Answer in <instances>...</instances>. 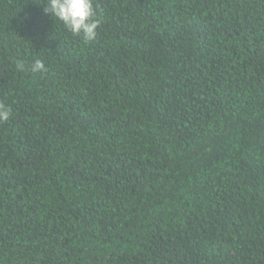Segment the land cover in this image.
I'll return each instance as SVG.
<instances>
[{"label": "trees", "instance_id": "trees-1", "mask_svg": "<svg viewBox=\"0 0 264 264\" xmlns=\"http://www.w3.org/2000/svg\"><path fill=\"white\" fill-rule=\"evenodd\" d=\"M92 2L0 0V264H264V0Z\"/></svg>", "mask_w": 264, "mask_h": 264}, {"label": "clouds", "instance_id": "clouds-1", "mask_svg": "<svg viewBox=\"0 0 264 264\" xmlns=\"http://www.w3.org/2000/svg\"><path fill=\"white\" fill-rule=\"evenodd\" d=\"M43 4V12L51 18H56L72 33L83 34L84 38L92 41L97 36L99 20L96 19V11L92 0H39ZM17 68L24 70V64L17 63ZM46 66L40 59H36L31 66V71H45ZM11 109L0 103V122L9 120Z\"/></svg>", "mask_w": 264, "mask_h": 264}]
</instances>
